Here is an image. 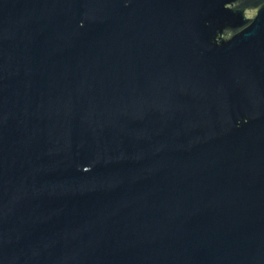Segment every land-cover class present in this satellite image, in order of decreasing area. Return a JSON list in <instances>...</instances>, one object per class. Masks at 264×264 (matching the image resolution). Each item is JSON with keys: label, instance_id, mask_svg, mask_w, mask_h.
I'll return each instance as SVG.
<instances>
[{"label": "water", "instance_id": "water-1", "mask_svg": "<svg viewBox=\"0 0 264 264\" xmlns=\"http://www.w3.org/2000/svg\"><path fill=\"white\" fill-rule=\"evenodd\" d=\"M0 264H264V0H0Z\"/></svg>", "mask_w": 264, "mask_h": 264}]
</instances>
